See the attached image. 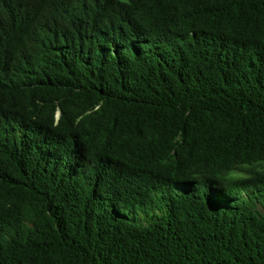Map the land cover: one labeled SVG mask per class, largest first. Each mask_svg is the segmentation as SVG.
Segmentation results:
<instances>
[{"label": "trees", "instance_id": "16d2710c", "mask_svg": "<svg viewBox=\"0 0 264 264\" xmlns=\"http://www.w3.org/2000/svg\"><path fill=\"white\" fill-rule=\"evenodd\" d=\"M0 264H264V0H0Z\"/></svg>", "mask_w": 264, "mask_h": 264}]
</instances>
